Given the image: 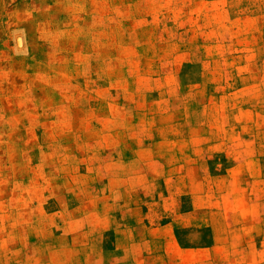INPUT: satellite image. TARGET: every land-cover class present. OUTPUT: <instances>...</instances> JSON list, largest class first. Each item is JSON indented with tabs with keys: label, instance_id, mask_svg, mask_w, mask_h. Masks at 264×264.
Masks as SVG:
<instances>
[{
	"label": "rangeland",
	"instance_id": "rangeland-1",
	"mask_svg": "<svg viewBox=\"0 0 264 264\" xmlns=\"http://www.w3.org/2000/svg\"><path fill=\"white\" fill-rule=\"evenodd\" d=\"M0 264H264V0H0Z\"/></svg>",
	"mask_w": 264,
	"mask_h": 264
}]
</instances>
